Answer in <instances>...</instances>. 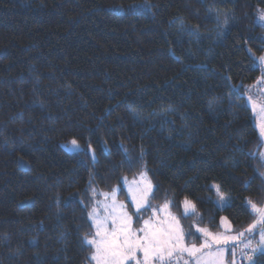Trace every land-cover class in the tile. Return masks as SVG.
<instances>
[{"label":"trees","instance_id":"trees-1","mask_svg":"<svg viewBox=\"0 0 264 264\" xmlns=\"http://www.w3.org/2000/svg\"><path fill=\"white\" fill-rule=\"evenodd\" d=\"M258 9L264 0H0V264H93L94 200L119 187L135 218L122 183L142 171L154 206L174 201L189 245L202 237L188 236L185 197L198 227L247 228L244 202L264 205V137L246 93L261 76ZM73 137L95 162L64 149Z\"/></svg>","mask_w":264,"mask_h":264},{"label":"snow or ice","instance_id":"snow-or-ice-1","mask_svg":"<svg viewBox=\"0 0 264 264\" xmlns=\"http://www.w3.org/2000/svg\"><path fill=\"white\" fill-rule=\"evenodd\" d=\"M145 3L148 6V0H145ZM257 14L261 25L264 26V9H258ZM253 64L261 72L256 81L258 95L264 96V55L256 57ZM234 91L238 90L234 88ZM248 101L252 102L254 109H259L260 133L264 137V103L253 100L252 96L248 97ZM64 147L70 153L87 152L93 162L96 160L90 143L85 149L81 147L78 139L73 137ZM258 155L264 159V151ZM139 175L140 180L132 182L133 186L129 187L128 194L132 210L137 214V219L142 220V226L132 227L133 216L127 211V204L117 200L119 188L100 193L107 202L97 201L88 213L96 232L91 238L87 234L84 237V243L93 247L90 261L95 264H243L246 260L247 264H260L258 257H264V206H258L250 199L246 200L244 203L249 215L254 217L253 222L242 231L231 234V222L222 217L221 225L225 231L213 234L198 227L203 218L197 211L196 204L185 197L181 202L183 216L194 219L192 227L195 228V232H189L188 236L202 233L204 237L199 247L194 243L189 245L185 242V232L180 219L170 211L171 207L175 206L174 201L165 200L162 205L154 206L150 198L155 199V186L147 179L146 171L140 172ZM209 187L216 193L215 202L219 207L231 205V198L224 194L220 185L212 184ZM142 210L150 211L151 216L143 219L139 215ZM246 236L251 238L245 239ZM256 236L259 240L254 244L253 238ZM218 245L230 247H217ZM237 246L240 247V261L237 260ZM185 256L188 259H185ZM228 256L231 257L230 261L227 260Z\"/></svg>","mask_w":264,"mask_h":264},{"label":"rangeland","instance_id":"rangeland-1","mask_svg":"<svg viewBox=\"0 0 264 264\" xmlns=\"http://www.w3.org/2000/svg\"><path fill=\"white\" fill-rule=\"evenodd\" d=\"M255 22L257 23V24H259V25H261V22L259 21V19H258V15L256 16V18H255ZM262 26V25H261ZM262 27H264V26H262ZM262 55H264V52H263V54ZM256 58V57H255ZM258 89L256 88V82L255 83H253L252 85H250V86H248L247 87V91H246V93H247V96L249 97V96H252L253 97V100H255V101H258L259 103H264V96H260V95H258ZM250 102V101H249ZM250 105L253 107V105H252V102H250ZM255 110V124H256V126H257V128L259 129V131H260V127H259V125H260V123H261V120H260V116L258 115V111H259V109H258V107L256 108V109H254ZM64 149H65V147H64ZM66 150V149H65ZM67 151V150H66ZM262 151H264V142H263V145H262V147H261V150H260V152H262ZM261 158V157H260ZM262 159V158H261ZM263 161H264V159H262ZM147 179L149 180V177L147 176ZM140 180V175L138 176V177H135V178H133V179H124L123 180V188H124V190L126 191V200H127V202L131 205V207H132V204H131V202H130V199H129V194H128V189H129V187H131V186H133L132 185V182L133 181H139ZM150 181V180H149ZM212 185V184H211ZM115 188H119V187H115ZM120 189V188H119ZM112 191V190H111ZM110 191V192H111ZM118 194H119V192H118ZM118 194H117V200L118 201H120V202H123V201H121V200H119L118 199ZM213 194H214V197H213V200H214V202L216 201V193L213 191ZM225 194V193H224ZM226 195V194H225ZM226 196H228V195H226ZM97 201H99V202H101V203H106L107 201H105V199H104V196L103 195H101L100 193H99V197L97 198V199H95L94 200V203H93V205H92V208H91V210H90V212L92 211V209H93V207L95 206V203L97 202ZM125 203V202H124ZM216 203V202H215ZM217 204V203H216ZM264 206V205H263ZM127 211L129 212V213H131L130 211H129V209L127 208ZM145 210H142L141 211V213H143ZM170 211L172 212V210L170 209ZM140 213V214H141ZM173 214H175L178 218H179V216L177 215V213H175V212H172ZM134 214H135V218H134V216H133V224H132V227L133 228H140L141 226H142V220L140 219L139 220V222H138V220H136V218H137V214L134 212ZM139 214V215H140ZM181 215H183V208L181 207ZM149 216H151V212H150V214H148L146 217H143V219H148V217ZM90 219V218H89ZM180 219V218H179ZM90 222H91V225H92V227H93V229H94V233H93V236H94V234H95V232H96V229H95V227L93 226V221L90 219ZM138 222V223H137ZM180 223H181V220H180ZM181 226H182V223H181ZM220 226H221V229H220V231H218V232H211V233H213V234H220V233H223L224 231H225V228L224 227H222V225H221V221H220ZM182 228H183V226H182ZM205 229V228H204ZM231 229H232V233L231 234H235V232H234V230H233V227H232V225H231ZM183 230H184V228H183ZM195 230V229H194ZM209 231V230H208ZM197 234H199L201 237H202V242H201V244L203 243V240H204V237H203V234L202 233H197ZM91 238V237H90ZM249 238H251V237H245V239H249ZM258 240H259V237L258 236H256L255 238H253V243L255 244L256 242H258ZM185 242H186V239H185ZM187 243V242H186ZM188 244V243H187ZM201 244H199V245H197L198 247L201 245ZM217 247H230V245L229 246H225V245H218ZM93 248V247H92ZM236 252H237V259H240V258H242L241 256H240V247L239 246H237V248H236ZM185 259H188L187 258V256H185ZM227 260L228 261H230L231 260V257L230 256H228L227 257ZM93 264H95V262L93 261ZM190 264H191V262H190ZM244 264H247V261L246 260H244Z\"/></svg>","mask_w":264,"mask_h":264}]
</instances>
